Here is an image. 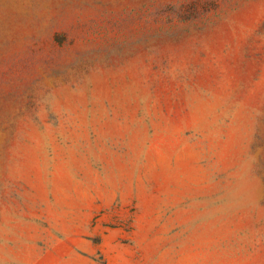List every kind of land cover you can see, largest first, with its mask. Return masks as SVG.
I'll return each instance as SVG.
<instances>
[{
    "label": "rangeland",
    "instance_id": "374dc122",
    "mask_svg": "<svg viewBox=\"0 0 264 264\" xmlns=\"http://www.w3.org/2000/svg\"><path fill=\"white\" fill-rule=\"evenodd\" d=\"M0 264H264V0H0Z\"/></svg>",
    "mask_w": 264,
    "mask_h": 264
}]
</instances>
